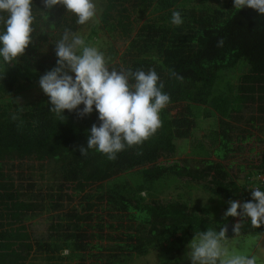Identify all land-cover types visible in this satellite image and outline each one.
Instances as JSON below:
<instances>
[{
    "label": "trees",
    "instance_id": "1",
    "mask_svg": "<svg viewBox=\"0 0 264 264\" xmlns=\"http://www.w3.org/2000/svg\"><path fill=\"white\" fill-rule=\"evenodd\" d=\"M32 7L31 43L17 62L0 67V264H29L36 256L46 264H127L150 251L171 264L197 232L239 221L224 217L228 202L250 200L254 186L264 190L257 180L264 153H256L242 183L225 163L245 143H264V16L236 11L232 0H102L100 27L126 43L117 70L156 71L170 97L156 133L108 160L79 152L99 123L95 111L57 117L46 95L17 100L23 84L34 86L55 66L54 45L65 29L78 28L62 6L44 9L33 0ZM173 11L181 13L180 26L170 23ZM253 108L258 117L245 119L242 111ZM206 120L212 123L200 136ZM178 142L188 144V156L170 162ZM14 161L30 162L28 181L11 173ZM176 184L208 193L211 204L193 209L181 194L161 197ZM74 197L79 209L56 217ZM43 213L58 221L46 238H33L24 222ZM248 234H264V225L245 222L238 236Z\"/></svg>",
    "mask_w": 264,
    "mask_h": 264
},
{
    "label": "clouds",
    "instance_id": "2",
    "mask_svg": "<svg viewBox=\"0 0 264 264\" xmlns=\"http://www.w3.org/2000/svg\"><path fill=\"white\" fill-rule=\"evenodd\" d=\"M41 3L44 9L62 6L78 25L88 23L97 11L93 0H41ZM32 6L33 0H0V67L17 62L31 43L35 21ZM232 8L236 11L248 8L264 16V0H232ZM170 23L175 26L183 23L179 11L172 12ZM54 46L55 66L38 80L51 105L49 111L57 117H64V110H75L81 118L93 111L97 113L99 123L89 129L86 146L79 147L80 155L94 150L114 160L121 151L143 144L156 133L161 126L160 112L170 102L156 71L110 70L104 54L70 29H65ZM228 203L224 217L240 218L232 226L234 235L240 234L245 222L253 228L264 225V190L260 187L251 189L250 200ZM226 231L220 227L197 232L187 244L188 264H257L255 256L229 250Z\"/></svg>",
    "mask_w": 264,
    "mask_h": 264
},
{
    "label": "rangeland",
    "instance_id": "3",
    "mask_svg": "<svg viewBox=\"0 0 264 264\" xmlns=\"http://www.w3.org/2000/svg\"><path fill=\"white\" fill-rule=\"evenodd\" d=\"M93 2L96 4V16L90 20L85 25H78V28L74 33L81 35L84 39L87 45L89 46H95L99 51H101L106 59V64L109 67L110 70L116 69L119 65V56L124 52L126 43L123 42L120 38H111L109 35H107L102 28L100 27L99 23V15L102 10V0H93ZM113 53H116L117 56L113 55ZM45 73V72H44ZM41 73V76L44 74ZM22 89L18 92L16 95L17 100L19 104H25L28 102L35 101L43 96L45 94L42 92V90L39 88L38 82L32 87H27L25 84L22 85ZM257 104L254 105V107ZM242 116L247 119L249 116L258 117V114L256 113L255 109H247L242 111ZM211 120H206L204 122L200 123L201 129L198 131V135L203 134V130L206 131V129L209 128L211 125ZM241 129H247L250 132L253 133V135H258V130L256 128H250L247 125H239ZM259 137V136H258ZM178 150L175 154V156L170 159L171 161H182L183 159H186L188 156V144L184 142H178ZM253 147L254 151H249V148ZM258 152L259 154L264 153V143L251 141L244 144L243 150L240 152L238 151L235 153L232 157L226 159L225 163L231 164L230 172L232 176L236 177L239 183L243 182V177L246 174V172L249 171L248 164H256L259 156L256 154ZM213 158V157H212ZM13 167L11 173L15 177H20L23 179V182L28 181V177L30 176L31 170L28 168L30 165L29 161L25 162H13ZM36 166V165H35ZM243 167V170L240 171L239 168ZM34 180H39L38 176H34ZM261 178L264 179V174L260 175ZM258 179V178H257ZM33 180V181H34ZM264 182V180H263ZM252 187L254 186L251 184ZM255 187V186H254ZM178 194H181L184 196L185 199L190 203L191 207L193 209L202 207L206 204H211L209 201V194L199 190V189H191L184 185L176 184V187L173 186L169 190H166L164 194L161 196L162 198H172L176 197ZM78 197H74L72 201L70 202H64V207L59 209L57 211V216H62L64 213L72 211V209H79L78 205ZM223 211H220V214H222ZM52 221H58L57 218H54L52 220L50 213H43L41 215H38L36 217H33L31 219H28L24 222L26 225L29 233L33 238H46L47 234L49 233V225ZM238 222V218L234 220V224ZM90 232V231H89ZM227 246L230 251L237 252L239 254L247 255V256H255L257 260V264H264V244L261 240V235H242V236H231L227 237ZM183 254V258L179 260L178 262H174L171 264H188V261L185 258V253ZM66 254V252L64 253ZM67 261L60 262L59 264H66ZM29 264H46V261L41 256L34 257ZM86 264H90V261L86 262ZM127 264H161L157 252L150 251L145 256H136L127 261Z\"/></svg>",
    "mask_w": 264,
    "mask_h": 264
},
{
    "label": "water",
    "instance_id": "4",
    "mask_svg": "<svg viewBox=\"0 0 264 264\" xmlns=\"http://www.w3.org/2000/svg\"><path fill=\"white\" fill-rule=\"evenodd\" d=\"M232 226L233 224L231 222H228L224 225V227L226 228V236L227 237H231V236H235L232 232Z\"/></svg>",
    "mask_w": 264,
    "mask_h": 264
},
{
    "label": "crops",
    "instance_id": "5",
    "mask_svg": "<svg viewBox=\"0 0 264 264\" xmlns=\"http://www.w3.org/2000/svg\"><path fill=\"white\" fill-rule=\"evenodd\" d=\"M262 243L264 244V234L261 235Z\"/></svg>",
    "mask_w": 264,
    "mask_h": 264
},
{
    "label": "built area",
    "instance_id": "6",
    "mask_svg": "<svg viewBox=\"0 0 264 264\" xmlns=\"http://www.w3.org/2000/svg\"><path fill=\"white\" fill-rule=\"evenodd\" d=\"M257 178H258L257 180H258V181H261V182H263V180H264L263 178H261V180H260V179H259L260 176H257Z\"/></svg>",
    "mask_w": 264,
    "mask_h": 264
}]
</instances>
